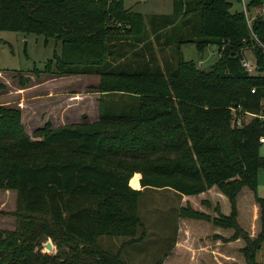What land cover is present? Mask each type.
Listing matches in <instances>:
<instances>
[{
	"label": "trees",
	"instance_id": "1",
	"mask_svg": "<svg viewBox=\"0 0 264 264\" xmlns=\"http://www.w3.org/2000/svg\"><path fill=\"white\" fill-rule=\"evenodd\" d=\"M173 5L171 15L146 17L124 0H0V31L61 43L45 73L98 75L105 95L98 121L48 124L35 132L38 140L26 133L19 109L0 105V190L17 193L16 229L0 230V264H127L98 241L128 238L131 245L145 237L139 202L149 188L192 198L215 188L228 215L219 204L213 215L187 202L180 218L232 232L224 240L243 241V262L264 264V197L257 193L264 119L246 114L237 127L231 111L263 115L264 54L255 51V75L243 68L242 50L252 42L234 3ZM254 29L264 40V20ZM191 43L217 47L220 60L207 70L186 61L182 46ZM170 49L172 59L160 62L157 52ZM136 173L141 190L130 186ZM246 189L259 211L256 236L240 222Z\"/></svg>",
	"mask_w": 264,
	"mask_h": 264
},
{
	"label": "rangeland",
	"instance_id": "2",
	"mask_svg": "<svg viewBox=\"0 0 264 264\" xmlns=\"http://www.w3.org/2000/svg\"><path fill=\"white\" fill-rule=\"evenodd\" d=\"M228 1L234 3L233 11L241 10L236 0ZM124 6L146 17L154 14L171 15L174 7L173 0H124ZM182 52L186 61H194L204 70L220 60L218 48L215 46L201 51L193 43L184 44ZM60 54L61 43L44 35L0 31V105L21 111L26 133L34 140H38L34 137L35 132L48 124L52 129H57L82 122H94L100 116L101 100L105 95L99 88L101 79L98 75L64 76L55 71L45 73L48 60ZM246 54L249 60L256 62L253 54ZM157 56L161 62L171 60L173 54L170 49L163 54L157 52ZM262 107L264 115V99ZM260 153L264 156L263 144ZM136 175L141 177L140 173L134 176ZM131 180L130 184L138 186L137 178ZM257 193L264 197V169L259 172ZM220 199L215 188L192 199H184L172 189H146L139 202V216L145 227V237L131 245H127L130 241L128 238L101 237L98 245L111 254L121 253L127 264H226L220 254H209L207 250L192 252L190 256L187 253L179 256L178 253L175 254V250L178 251L175 246L178 242V228L181 223L184 225L186 222L179 215L181 205L185 206L188 202L193 208L214 215V208ZM204 202H209L211 207ZM238 206L242 226L256 236L260 231L259 211L253 194L247 189L239 198ZM16 208L17 193L0 190V230L16 229L17 220L11 215ZM226 212L230 213V208ZM194 224L202 226L199 229L202 234L199 243L212 245L214 226L208 222ZM192 229L195 231L196 228ZM142 234L143 229L140 228L136 238H140ZM49 243L52 244V241H48ZM195 243H198L197 239ZM215 248L223 253L225 247L216 245L213 246ZM235 248V259L229 262L243 264L244 258L238 248ZM206 256L214 261L208 258L206 263Z\"/></svg>",
	"mask_w": 264,
	"mask_h": 264
},
{
	"label": "crops",
	"instance_id": "3",
	"mask_svg": "<svg viewBox=\"0 0 264 264\" xmlns=\"http://www.w3.org/2000/svg\"><path fill=\"white\" fill-rule=\"evenodd\" d=\"M98 120H96V121H98ZM141 177H140V179H139L138 175L133 177V179L137 178V181H138V186H133L132 184H130V186L133 189H136V190L142 189L141 184H140ZM210 191H212V190H210ZM183 198L184 199H192V197H187V196H183ZM220 198L221 199L218 200V204L221 206L222 213L225 215H228L229 213H227L226 211H228V209L230 208V205L228 204L227 199L223 195L220 194ZM181 207H182V205H181ZM196 210H198V209H196ZM192 227L194 229L196 228L195 231L192 229ZM200 228H202V226L195 225L194 222L186 221V222H184V225H182V223H181V225L178 228V231H179L178 232V242H176V244H175V246H177L176 248H178V251L175 250V254L178 253V256H179L180 254L187 253L190 256L192 252L194 253V252H197L198 250H207V251H209V254L210 253L220 254L221 257L224 259V261L227 262L226 264H230L229 261H234V259H235L234 255H233V253L236 251L235 247H237L238 250H240L244 246V243L241 239L236 240V241L225 242V240H228L229 238H231L232 234H231V232L223 233L221 230H214L213 231L212 239L214 240V243H212V245H210V243H207V245H203L202 243H199L200 240L202 239V237H201L202 234H200V232H199ZM199 234H200V236L196 237ZM216 235L221 236L222 239H216V237H215ZM196 239L198 240V243H195ZM197 244H199L198 247H197ZM216 245H224L225 248L222 251L223 253H221V251H216L217 248L213 249V246H216ZM200 252H201V254H204L202 251H200ZM208 258L212 259L211 257L206 256L205 257L206 263H207ZM212 260L214 261V259H212ZM243 264H245V263L243 262Z\"/></svg>",
	"mask_w": 264,
	"mask_h": 264
},
{
	"label": "built area",
	"instance_id": "4",
	"mask_svg": "<svg viewBox=\"0 0 264 264\" xmlns=\"http://www.w3.org/2000/svg\"><path fill=\"white\" fill-rule=\"evenodd\" d=\"M237 3L241 6V10L239 12L243 13L246 24L248 26V29L250 31V41L252 42V45L246 46L242 50V66L246 69V71L250 74H253L256 72L258 66H257V58L256 62H252L247 57L246 53L253 54L255 56L256 49L262 50L264 54V40L260 38L258 33L255 31V23L260 20H264V0H236ZM247 42V41H245ZM219 53V52H218ZM252 92H255V89L252 90ZM231 111L233 112L235 116V121L237 127L243 126L245 115L248 114L250 116L258 117L260 119H264L263 115H256V114H250L246 113L239 108H231ZM238 114V115H236ZM261 144L264 145V137L260 139Z\"/></svg>",
	"mask_w": 264,
	"mask_h": 264
},
{
	"label": "water",
	"instance_id": "5",
	"mask_svg": "<svg viewBox=\"0 0 264 264\" xmlns=\"http://www.w3.org/2000/svg\"><path fill=\"white\" fill-rule=\"evenodd\" d=\"M48 248H49V249H52V246H51V244H48Z\"/></svg>",
	"mask_w": 264,
	"mask_h": 264
}]
</instances>
